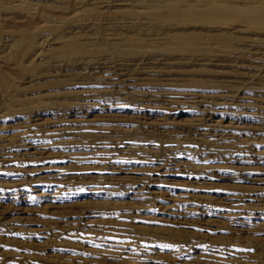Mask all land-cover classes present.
I'll return each mask as SVG.
<instances>
[{
	"label": "rangeland",
	"instance_id": "obj_1",
	"mask_svg": "<svg viewBox=\"0 0 264 264\" xmlns=\"http://www.w3.org/2000/svg\"><path fill=\"white\" fill-rule=\"evenodd\" d=\"M157 1L0 0V264H264V27Z\"/></svg>",
	"mask_w": 264,
	"mask_h": 264
},
{
	"label": "bare ground",
	"instance_id": "obj_2",
	"mask_svg": "<svg viewBox=\"0 0 264 264\" xmlns=\"http://www.w3.org/2000/svg\"><path fill=\"white\" fill-rule=\"evenodd\" d=\"M145 1L150 5V0ZM172 1L175 3H183V5H180L181 7L184 6V8H178L176 5H172ZM198 3H202V6L198 5ZM155 5L156 6H153V8L157 15L165 21H174L176 24L188 21H198L202 24H208L210 19H213V21L219 25L216 29L214 25L215 31L206 29V25H199L200 28H198L200 31H206L207 36L209 37L226 36L230 38L231 35H229L222 26L231 20L245 23L248 22L249 24H247L252 28L264 27V0H158ZM209 12L211 15L207 16ZM193 24L194 23H192V25ZM177 26H179V24ZM177 30L180 31L179 41L181 43L183 42L182 44L188 40L189 36L195 35L194 33L189 32L191 30ZM187 42H185L184 45H190V43Z\"/></svg>",
	"mask_w": 264,
	"mask_h": 264
}]
</instances>
